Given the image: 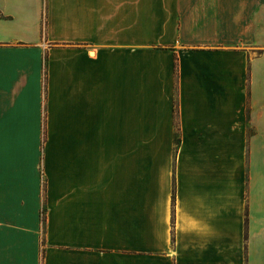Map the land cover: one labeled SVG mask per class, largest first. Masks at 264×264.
<instances>
[{
  "label": "crops",
  "instance_id": "0c3cea01",
  "mask_svg": "<svg viewBox=\"0 0 264 264\" xmlns=\"http://www.w3.org/2000/svg\"><path fill=\"white\" fill-rule=\"evenodd\" d=\"M258 17L0 0V264H264Z\"/></svg>",
  "mask_w": 264,
  "mask_h": 264
},
{
  "label": "rangeland",
  "instance_id": "374dc122",
  "mask_svg": "<svg viewBox=\"0 0 264 264\" xmlns=\"http://www.w3.org/2000/svg\"><path fill=\"white\" fill-rule=\"evenodd\" d=\"M255 24H257V28L259 30V39L258 42L255 43H247L245 45H247V49L251 50V51H256L259 53V55L262 53V51H264V19L259 18L255 19ZM263 33V34H262ZM259 46H263V47H259ZM248 74V78H249ZM178 138V137H176ZM264 140L260 139L259 142L261 144V142L263 143ZM181 142V139H180ZM174 145L175 148L179 147V145L177 146L175 144V139H174ZM261 154H259V189L260 191L264 190V182L261 176H263L264 174V148H262V150L260 151ZM261 201H263L264 203V195L261 197ZM261 205V204H259Z\"/></svg>",
  "mask_w": 264,
  "mask_h": 264
},
{
  "label": "trees",
  "instance_id": "16d2710c",
  "mask_svg": "<svg viewBox=\"0 0 264 264\" xmlns=\"http://www.w3.org/2000/svg\"><path fill=\"white\" fill-rule=\"evenodd\" d=\"M175 144L178 146L180 144V138H175ZM45 207L43 206L42 208V218H41V221L42 223L44 224L45 223Z\"/></svg>",
  "mask_w": 264,
  "mask_h": 264
}]
</instances>
